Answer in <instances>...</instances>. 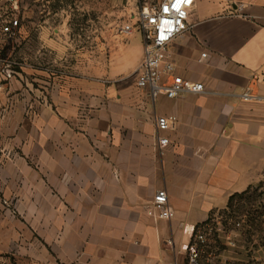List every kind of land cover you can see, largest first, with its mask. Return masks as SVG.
Here are the masks:
<instances>
[{
	"label": "crops",
	"instance_id": "0c3cea01",
	"mask_svg": "<svg viewBox=\"0 0 264 264\" xmlns=\"http://www.w3.org/2000/svg\"><path fill=\"white\" fill-rule=\"evenodd\" d=\"M87 3L0 0L19 21L0 32V264H185L195 225L264 178V0H192L168 53L204 91L154 99L141 32L63 31L55 9ZM160 189L169 220L145 213Z\"/></svg>",
	"mask_w": 264,
	"mask_h": 264
},
{
	"label": "rangeland",
	"instance_id": "374dc122",
	"mask_svg": "<svg viewBox=\"0 0 264 264\" xmlns=\"http://www.w3.org/2000/svg\"><path fill=\"white\" fill-rule=\"evenodd\" d=\"M61 1L69 5L71 0ZM155 1L87 0L83 11L76 7L55 10L62 22L67 13V21L61 26L63 31L66 26L69 38L79 35L80 40L87 34L91 42L100 32H141L140 11ZM21 2L27 4L31 14L32 0ZM104 51L108 55V49L103 48ZM68 57L66 61L72 59ZM208 218L207 224L196 232L202 235L203 243L194 240L191 245L201 264H264V178L250 185L242 197H235L230 207L212 211Z\"/></svg>",
	"mask_w": 264,
	"mask_h": 264
},
{
	"label": "built area",
	"instance_id": "2783aa9c",
	"mask_svg": "<svg viewBox=\"0 0 264 264\" xmlns=\"http://www.w3.org/2000/svg\"><path fill=\"white\" fill-rule=\"evenodd\" d=\"M9 2L13 3V0H9ZM191 2L192 0H181L179 3L177 0H156L150 7H144L140 11L143 54L136 69V86L145 91L152 99L160 95L175 98L184 94H199L204 91L201 83L175 74L174 65L169 59L168 53V47L172 40L190 28L184 18V10ZM18 24L16 15L10 13L0 15L1 33L14 35ZM203 56L204 54H201V57ZM241 98L244 101H249L256 98V95L252 94L250 88H246L241 94ZM175 120L173 116H158L155 121L156 132L169 130ZM156 144L158 147H162L167 144V139L156 134ZM145 213L153 219L169 220L173 218L174 211L168 203L164 190L155 191ZM194 240L203 243L200 233L195 234ZM188 244L179 249L185 255V264H201Z\"/></svg>",
	"mask_w": 264,
	"mask_h": 264
},
{
	"label": "trees",
	"instance_id": "16d2710c",
	"mask_svg": "<svg viewBox=\"0 0 264 264\" xmlns=\"http://www.w3.org/2000/svg\"><path fill=\"white\" fill-rule=\"evenodd\" d=\"M247 190H248V188H247L246 190L240 192V193H235V194L229 196L225 208L230 207L231 204H232V202H233V200L235 199V197H242V196L247 192ZM211 212H212V211H211ZM211 212H210V213H211ZM210 213H209V215H210ZM209 215H208V217H209ZM208 217H207V219H206L205 221H203L202 223H199V224L195 225V227H194V229H193V232H192V235H191L190 242H189V244H188L189 246H191V245L194 243V242H193V241H194V236H195V234H196L198 228L201 227V226H203V225H205V224H207L208 219H209Z\"/></svg>",
	"mask_w": 264,
	"mask_h": 264
},
{
	"label": "snow or ice",
	"instance_id": "6c2138e0",
	"mask_svg": "<svg viewBox=\"0 0 264 264\" xmlns=\"http://www.w3.org/2000/svg\"><path fill=\"white\" fill-rule=\"evenodd\" d=\"M177 2L179 3V2H181V0H177ZM165 11H167V9H165Z\"/></svg>",
	"mask_w": 264,
	"mask_h": 264
}]
</instances>
